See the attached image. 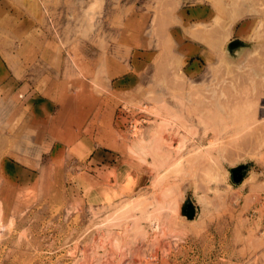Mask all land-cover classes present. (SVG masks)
<instances>
[{"label": "rangeland", "instance_id": "374dc122", "mask_svg": "<svg viewBox=\"0 0 264 264\" xmlns=\"http://www.w3.org/2000/svg\"><path fill=\"white\" fill-rule=\"evenodd\" d=\"M0 1L46 22L52 40L25 49L27 29L0 26V67L15 87L0 88V264H264V0L248 35H212L220 56L196 78L172 37L179 0ZM19 46L39 60L5 63ZM58 55L67 75L88 78L78 93L109 96L111 122L96 112L89 143L50 141L40 156L23 140L28 113L16 95L22 76L58 70L43 59ZM119 106L132 116L127 131L112 121Z\"/></svg>", "mask_w": 264, "mask_h": 264}, {"label": "crops", "instance_id": "0c3cea01", "mask_svg": "<svg viewBox=\"0 0 264 264\" xmlns=\"http://www.w3.org/2000/svg\"><path fill=\"white\" fill-rule=\"evenodd\" d=\"M2 2L0 1V26L11 28V30L19 27L27 29V32H21L23 40L27 39L25 49L27 46L33 45L29 42L30 40L34 41V44H40V46L52 42L48 38L50 33L47 30L46 22L42 23L41 19H38V22H35V20L30 21V17L25 14L26 11L19 10L15 6H4L1 4ZM255 4V0H179L178 8L172 18L173 24L170 27L176 28L172 37L176 44L178 58L182 61V64L184 63L187 66L185 73L191 78H196L203 74L205 68H208L211 62L218 59L215 55H219L220 41L217 43L212 41V35L217 33L218 30L222 33L224 29H232L234 34L231 37L238 36L243 38L248 35L256 21L253 16ZM14 13L19 14L17 16L19 20L12 21ZM223 15H226L230 21L223 24ZM30 29L34 31L30 32ZM177 29H184L183 34L178 32ZM32 48L35 50L34 47ZM9 51L12 54H7L6 58H3L5 63L9 58L14 60V57L15 61L26 62L27 65L34 60H39L37 56V58L34 55L27 56V52H23V48L20 46L15 53L13 49ZM34 53L36 54V52ZM47 57L43 59L53 60L49 62L57 60L56 66L59 63V69L50 71L44 68L43 73L40 75L28 73L27 76H22L24 83L16 95L18 108L28 113L27 124L24 125V131L27 128V138L23 140L25 142L30 140L33 143L32 148H37L41 151L40 156L45 153L43 150L46 148L47 142L50 141L54 142L50 143L51 149L55 146L56 149L58 143L63 141H84L89 143V139H94L90 138L87 132L89 130V118L93 115L95 118L100 119L96 112H101L100 114H102V118L107 125L111 122L110 112L107 113V118L104 116L105 110L108 109L104 105H108L109 96L105 97L104 102L103 100L89 101V96L78 93L82 89L84 92H89L88 78H86L87 80L80 79L81 76L76 68L70 72V75L62 71V68H60L63 62L62 55L52 56L51 59ZM83 57L89 61V54H85ZM0 61H2L1 58ZM4 66L5 64H2V68L0 67V81L3 82L6 79V84L0 85V88L3 86L4 90L2 91L11 92L10 94L13 95L15 87L11 84L12 80L8 77L9 75L7 76L8 71L4 69ZM22 66H24V63ZM53 72L58 73V75H54ZM118 85L119 91L125 92L127 90L126 84L120 83V80ZM63 92L66 94L62 95ZM71 94L75 95L71 96ZM57 107L60 110L59 112L55 111ZM131 120V113L126 110L125 106H119L113 113V123L122 130H128ZM99 147H94L95 157L98 161L102 160L104 162V160H107L106 164H110V160L107 158L112 155L109 152L98 149ZM22 159L26 163H30V160L24 159V157ZM13 166V164H9L11 171L17 169L13 168ZM32 169L35 168L21 167L19 171L33 173Z\"/></svg>", "mask_w": 264, "mask_h": 264}, {"label": "water", "instance_id": "95a60500", "mask_svg": "<svg viewBox=\"0 0 264 264\" xmlns=\"http://www.w3.org/2000/svg\"><path fill=\"white\" fill-rule=\"evenodd\" d=\"M245 170H246V167L244 166H241V167H238L232 170L233 177L235 178V180H237V175L239 174V180H237V182L240 183L241 180L245 177L246 175ZM182 214L190 220H192L195 217V208L193 207V204L190 201L186 202L183 205Z\"/></svg>", "mask_w": 264, "mask_h": 264}, {"label": "built area", "instance_id": "2783aa9c", "mask_svg": "<svg viewBox=\"0 0 264 264\" xmlns=\"http://www.w3.org/2000/svg\"><path fill=\"white\" fill-rule=\"evenodd\" d=\"M130 127H133L132 124ZM262 235H264V225H263V228H262Z\"/></svg>", "mask_w": 264, "mask_h": 264}, {"label": "bare ground", "instance_id": "6f19581e", "mask_svg": "<svg viewBox=\"0 0 264 264\" xmlns=\"http://www.w3.org/2000/svg\"><path fill=\"white\" fill-rule=\"evenodd\" d=\"M172 87H173V86H172ZM175 87H176V86H175ZM200 103H201V102H200ZM205 106H206V105H204L203 107L205 108ZM206 108H207V107H206ZM248 113H249V112H248ZM252 114H253V113H251V115H252ZM248 115H249V114H248ZM248 115H247V117H248ZM253 116H254V115H253Z\"/></svg>", "mask_w": 264, "mask_h": 264}]
</instances>
